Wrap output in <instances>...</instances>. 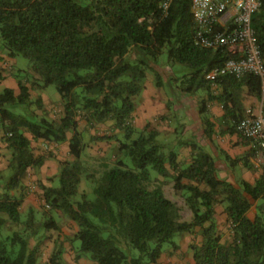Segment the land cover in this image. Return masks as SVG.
Instances as JSON below:
<instances>
[{"label":"trees","instance_id":"trees-1","mask_svg":"<svg viewBox=\"0 0 264 264\" xmlns=\"http://www.w3.org/2000/svg\"><path fill=\"white\" fill-rule=\"evenodd\" d=\"M252 28L264 57V0L252 16ZM196 30L191 0H0V51L12 59H27L34 75L30 87L18 82V96L10 88L0 92V142L10 152L9 176L0 175V264H41L50 232L59 237L43 264H65L66 243L76 261L158 264L165 245L179 249L176 237L181 234L198 240L189 247L194 264H264V177L255 185L223 180L216 160L195 137L169 147L158 141L160 131L149 130V125L138 131L134 124L135 98L146 89L150 72L156 86L163 87L159 67L168 64L175 68L174 75L189 80L186 93L211 92L214 85L206 74L235 57L226 48L195 46ZM52 85L63 104L58 119L30 110L33 103L44 109L42 98L32 102L31 90ZM216 86L222 91L211 98L223 105L224 122L230 127L246 116L242 87L261 97V83L254 75L225 76ZM171 106L168 103L167 109ZM204 110L201 105L202 115ZM161 119L167 121L166 116ZM81 120L88 129L112 122V130L123 134L118 149L133 167L118 160L100 177L89 173L82 162L87 144L79 129ZM204 124V135L212 137L214 125L206 116ZM33 142L54 148L68 143L73 158L59 162V173L48 179L50 186L37 182L48 207L40 221L33 209L23 219L28 194L24 182L56 156L37 154ZM177 146L191 149L187 166L180 165ZM227 159L233 166L239 162ZM85 180L93 185V198L80 192ZM168 185L184 198L190 221L183 220L181 207L167 197ZM257 201L262 203L251 220L248 213ZM219 205L231 228L226 243L216 219ZM56 214L76 227L73 235L62 234ZM10 225L17 229L3 236Z\"/></svg>","mask_w":264,"mask_h":264},{"label":"rangeland","instance_id":"rangeland-1","mask_svg":"<svg viewBox=\"0 0 264 264\" xmlns=\"http://www.w3.org/2000/svg\"><path fill=\"white\" fill-rule=\"evenodd\" d=\"M1 51H0V56H1ZM135 54H132V58H134ZM2 60H5L8 65H6L5 68L1 67L4 66L3 64L0 65V76L1 79H7L9 78V74L11 73V68L12 66L10 65V60H8L6 57L1 56L0 57V62ZM162 62L166 63V55L163 56ZM154 68L157 69L158 66L154 65ZM31 68V63L23 58V57H18L16 58V62L14 64V69L21 74V79L22 81L27 85L31 86L32 81L34 80V75L32 71H30ZM159 70L164 73L163 78H162V83L164 90L169 94V96L174 93V89H179L180 93L186 90L189 86V80L184 79V78H175L172 77V73L174 72V67L170 66L168 64H165L163 67H159ZM153 84V88L156 89L158 88L156 86V77L153 73H149V78L147 85ZM3 87H0V92L3 91ZM45 93L47 95L46 98V104H44V109L39 110L37 105L33 103L31 107V111L35 112V114L41 116L44 115L49 119H58L62 112H63V104L61 102V97L59 93L56 90L55 86H49L48 88L45 89ZM146 95L147 93L150 95L151 89L146 90ZM185 92V91H184ZM206 92L205 90H198L195 93L192 94H185L188 96L190 101H193L191 98H195L196 100L201 102V99L198 96L204 95ZM41 94L40 91L37 90H31V100L32 102H36L37 99L41 98L39 95ZM176 95H173L170 97L171 99V104L172 108L171 110H167V107L165 110H167V113L164 115L171 117V122L172 124L165 123L164 120L161 119L163 115L160 114V110L157 109L159 105L154 103V118L153 120L149 123L151 126H149L150 130L151 128L160 130V136L158 138V141L162 144H167L169 147H175L177 143H180L182 141H187L189 139H192V134L193 130L190 129L191 122L189 121L190 119L189 116H186L184 113V109L182 104V98L180 97L178 101V95L175 91ZM145 96L141 99V97L138 99L141 101L142 106H145ZM179 102V103H178ZM197 102V101H196ZM191 103V102H190ZM136 105V103H135ZM157 106V107H156ZM180 107V108H179ZM160 118V119H159ZM180 118L185 120L182 122L180 121ZM161 120V121H160ZM185 123L184 128L179 127L180 133L174 134V132L170 134L172 129L175 127L179 126V124ZM144 125L143 123H140V127L137 125L135 126L138 131H141V127ZM145 126V125H144ZM80 131H84V141L87 144V149L85 150L83 156H82V162L87 168L89 173H94L97 174V176L100 177L101 173L106 169V167H112L116 161L118 160H123L125 163L128 164L129 167H133L132 161L129 157H127L124 153L120 152L118 149L119 146V141L118 139H123V134L122 132H117L115 133L114 130H112V122H109L104 125H97L95 128H87L86 122L85 121H80V126H79ZM93 136H100V137H105L108 136L110 139L106 141H92ZM32 146L35 149V152L37 154H48L52 152L54 155L56 154L55 151L57 150L53 146L47 145L44 142H33ZM179 146V145H178ZM176 147L177 149H180L179 147ZM58 153L54 159H51L48 162V168L45 170V172L42 171L40 178L42 179L41 182L46 183L48 186L51 185V182L48 181V179L52 176H55V174L59 173L60 166L59 162L66 159V156L68 153L65 149L57 150ZM178 152V150H177ZM9 156L10 152L5 149L4 144L0 142V175L3 177H8L9 176V171L7 169L8 163H9ZM59 156V158H57ZM40 171V169L36 170V172H31L27 175L24 184L27 187V197L24 201V204L22 206V216L23 219H27L29 210L33 209L36 214V219L37 221H40L44 218V215H46L48 211V207L45 206L44 201L42 200V190L40 189L38 185V179L37 172ZM93 185L88 182L84 181L80 187V192H86L87 196L89 198H93V193L92 189ZM166 194L167 197L176 202L180 207H181V215L184 221H190L192 219V214L190 209L186 206L185 200L181 196H176L174 195V191L172 188V185H168L166 187ZM28 197H32L31 200H28ZM57 215V214H56ZM57 221L59 222L61 228H66L68 231H71V234L73 235V231H75L74 226L72 223H70L67 219V217L64 216H58L57 215ZM17 227L15 225H10L6 227L3 231V236L4 234H11L14 230H16ZM50 236V239L47 240L43 246H42V263L45 262L49 255L51 254L53 248H54V242L57 241L59 235L57 232H50L48 234ZM63 239V237H62ZM197 240V239H196ZM194 240V236L189 235V234H181L176 237V241L178 245L180 246L177 251H174L170 247V245H165L164 249L167 250L166 252H192L189 247L190 245L196 241ZM198 241V240H197ZM66 248L67 251L64 253L65 254V264H74L75 262L78 263L75 260V251L72 249V246L70 243H66ZM75 246L78 248L80 247V242H76ZM135 255H138L137 251H133ZM86 260V258H82ZM181 261L184 260V258H179ZM88 260V259H87ZM83 262V260H82ZM186 264H190L189 262H186Z\"/></svg>","mask_w":264,"mask_h":264},{"label":"crops","instance_id":"crops-1","mask_svg":"<svg viewBox=\"0 0 264 264\" xmlns=\"http://www.w3.org/2000/svg\"><path fill=\"white\" fill-rule=\"evenodd\" d=\"M1 56L6 57L8 60H10L9 63L12 66L11 68L12 71L9 74V78L0 80V87L12 89L14 90L15 95L18 96L20 94L18 82L22 81V79H21V74L14 69V64L16 62V59L9 58L3 53L1 54ZM2 64L4 65L1 66L3 68H5L6 65H8V63H6L5 60H2V62H0V65ZM178 69L179 68H176V70ZM172 77L178 79L182 77V74L178 73L174 75L173 72ZM148 89H151L150 95L147 93V96H145L147 92L146 90ZM175 91L178 95L177 96L178 101L181 102V100L183 99L180 105L182 104L186 116H189L188 119H190L189 121L191 122L190 129L194 131L192 134L193 139L195 137L198 143L200 144V146L203 147V149L216 160L217 166L220 170L219 177L221 179L229 181L234 184L238 181H246L252 185H255L258 180L264 177V170L262 169L260 164L253 158V149L251 146V141L242 138L235 132H232L230 125L228 126L224 122L225 109L223 105L219 103L217 100L211 98L212 95H217L221 93L222 91L221 86L211 87L210 89L211 92L205 90L206 93L204 95L198 96L201 99L200 103L195 98H191L193 99V101H190L188 96L185 95L188 93L184 91L180 93L179 89H174V93H172L171 96L176 95ZM40 92L41 94L39 95L41 96L43 103L46 104V98H47V95L45 93L46 91L42 90ZM144 96L146 98V100L144 101L145 106H142L141 101H139L138 99L140 97L142 99ZM171 96H169V94L164 90V87H160V88L158 87L154 89L153 84L147 85L146 89L141 94V96L135 98V103H136L135 105L136 109L134 113L135 126L138 125L140 127V123H143L145 126L142 125L141 130H143L147 125L151 126V124L149 123L154 118V105H155L154 103L159 105L157 109L160 110L161 115L165 116L164 114L167 113L168 110L165 109L167 107V104L171 103V99H170ZM180 97L182 98L181 100H179ZM241 103L245 115L247 114L248 111H251L254 115H262L264 117V104L262 103L261 97L259 99L253 95H250L246 87H242L241 89ZM201 105L205 106V110H204L205 115H202L199 111V107ZM205 116L214 125V132L212 137H206L204 135ZM166 118L167 121L164 122L168 124H172L171 122L172 118L167 116V114H166ZM182 120L183 119L180 118L181 122ZM184 126L185 123L179 124V126L172 129L169 135H171L173 132L174 134H178L177 129H179V127L184 128ZM152 129L154 128H151V130ZM114 132L117 133L119 131H114ZM55 147L57 150L65 149L67 151L66 153H68V149H69L68 143ZM57 150L55 151L56 153L55 156L58 153ZM177 150H178V161L180 165L187 166L191 162V149L189 147H181L180 149ZM227 156L232 160H239V162L235 166H233L230 164V161L227 159ZM57 158H59V156H57ZM64 160L73 161V158L69 156L68 153L66 159ZM48 162L49 161H47L46 164L40 169V171L37 172V176L40 181L42 180L40 178L42 171L45 172V170L48 168ZM55 175H57V173ZM31 198L32 197H28V200H31ZM261 203H262L261 201L255 202L251 210L249 211L248 217L251 220L255 219L256 216L258 215V206ZM216 219H217V224L219 226L220 234L222 235V242L226 243L231 239V228L223 206L220 205L216 206ZM74 228H75L74 230L76 231V227ZM75 231H73L72 233L74 234ZM62 234L67 236L72 235L71 231H68L66 228H62ZM64 247L65 250L67 251L66 245H64ZM65 254H64V259H65ZM179 258H184V260L181 261ZM77 262L78 263L75 262L74 264H95L87 259L86 260L80 259ZM186 262H189L190 264H194L192 252H163L161 258L159 259L158 264H186Z\"/></svg>","mask_w":264,"mask_h":264},{"label":"built area","instance_id":"built-area-1","mask_svg":"<svg viewBox=\"0 0 264 264\" xmlns=\"http://www.w3.org/2000/svg\"><path fill=\"white\" fill-rule=\"evenodd\" d=\"M262 0H191L197 30L195 46L217 50L226 48L235 55L225 64L209 71L206 80L214 86L225 76H256L261 83L264 104V57L252 28V16L260 10ZM231 128L251 141L253 158L264 170V117L248 111L231 123Z\"/></svg>","mask_w":264,"mask_h":264}]
</instances>
